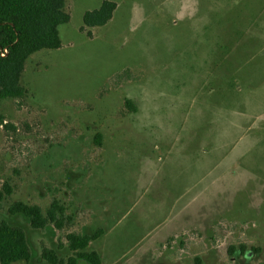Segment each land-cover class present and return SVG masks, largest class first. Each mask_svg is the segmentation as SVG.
<instances>
[{
	"label": "rangeland",
	"instance_id": "obj_1",
	"mask_svg": "<svg viewBox=\"0 0 264 264\" xmlns=\"http://www.w3.org/2000/svg\"><path fill=\"white\" fill-rule=\"evenodd\" d=\"M103 1L113 18L81 31ZM65 11L61 47L31 55L26 95L0 103V224L32 253L17 264H49L44 247L68 264L67 235L100 229L102 264H264V0ZM53 201L63 229L10 212Z\"/></svg>",
	"mask_w": 264,
	"mask_h": 264
},
{
	"label": "trees",
	"instance_id": "obj_2",
	"mask_svg": "<svg viewBox=\"0 0 264 264\" xmlns=\"http://www.w3.org/2000/svg\"><path fill=\"white\" fill-rule=\"evenodd\" d=\"M65 2L66 0H0V103L6 99H21L26 95L21 77L31 55L61 47L59 27L70 21V15L65 11ZM116 8L115 2L103 1L98 9L86 11L81 31L106 25L113 18ZM125 104L131 111L136 110L131 100H126ZM3 121L0 114V122ZM8 195L10 188L5 185L4 190L0 189V203ZM10 212L25 216L33 229H44L49 224L63 229L71 221L66 216L65 207L58 201H53L45 212L37 205L18 202L10 208ZM102 235L101 229L90 235H67L69 249L74 255L68 264H77V259L88 264H102L97 252L87 251L90 243ZM41 256L49 264H62L53 249L44 247ZM31 257L25 231L2 222L0 264L29 262Z\"/></svg>",
	"mask_w": 264,
	"mask_h": 264
}]
</instances>
